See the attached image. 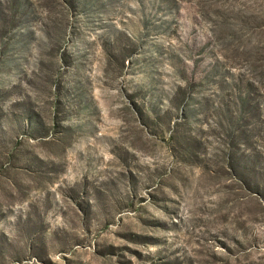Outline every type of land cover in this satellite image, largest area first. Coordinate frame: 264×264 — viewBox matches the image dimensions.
<instances>
[{
    "label": "rangeland",
    "instance_id": "obj_1",
    "mask_svg": "<svg viewBox=\"0 0 264 264\" xmlns=\"http://www.w3.org/2000/svg\"><path fill=\"white\" fill-rule=\"evenodd\" d=\"M0 264H264V0H0Z\"/></svg>",
    "mask_w": 264,
    "mask_h": 264
}]
</instances>
